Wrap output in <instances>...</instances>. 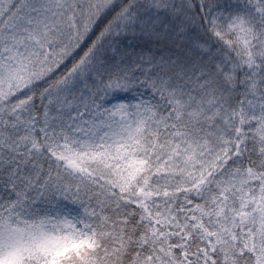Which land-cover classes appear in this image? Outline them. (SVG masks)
Segmentation results:
<instances>
[{"label":"snow or ice","instance_id":"1","mask_svg":"<svg viewBox=\"0 0 264 264\" xmlns=\"http://www.w3.org/2000/svg\"><path fill=\"white\" fill-rule=\"evenodd\" d=\"M0 264H264V0H0Z\"/></svg>","mask_w":264,"mask_h":264}]
</instances>
